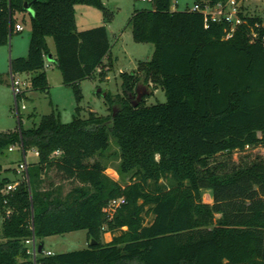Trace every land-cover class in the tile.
<instances>
[{"label": "trees", "instance_id": "obj_1", "mask_svg": "<svg viewBox=\"0 0 264 264\" xmlns=\"http://www.w3.org/2000/svg\"><path fill=\"white\" fill-rule=\"evenodd\" d=\"M151 2L128 25L135 42L155 51L150 61L121 73L122 95L106 94L118 106L110 127L93 111L79 116L81 83L107 80L114 66L106 25L112 13L102 0H0V46L10 43L18 15L31 24L28 55L10 60L11 74H31V91L49 94L52 38L53 62L78 104L70 123L51 113L24 129L19 114L18 128L0 130L1 155L18 147L23 162L29 151L39 153L15 190L7 192L15 182L0 178V264H33L26 240L35 236L44 245L47 237L77 231L87 232L88 248L42 253L37 264H264V157L232 163L234 153L264 147V46L248 35L263 19L248 15L225 40V23L206 28L201 12L173 10L172 0ZM78 4L102 10L105 24L79 31ZM150 81L161 86L166 102L147 106L146 96L135 106L138 89ZM25 100L26 92L16 98ZM111 137L127 182L106 174L101 157ZM220 156L226 160L217 161ZM52 170L76 182L65 197L45 187ZM207 190L213 204L203 200ZM118 199L125 202L112 207ZM105 233L111 242L103 241Z\"/></svg>", "mask_w": 264, "mask_h": 264}, {"label": "rangeland", "instance_id": "obj_2", "mask_svg": "<svg viewBox=\"0 0 264 264\" xmlns=\"http://www.w3.org/2000/svg\"><path fill=\"white\" fill-rule=\"evenodd\" d=\"M103 4L112 13L111 21L106 24L109 30V39L112 45V59L114 66L108 74V79L103 81L99 76L83 81L81 83V91L83 101L80 104L82 118H88L90 111L96 113L98 117L105 118L108 125L112 126V112L118 111V106H112L106 101L104 94L122 95V79L121 73L133 72L138 68L141 62L150 61L155 48L150 43H137L133 39L129 21L136 10L153 8L151 0H102ZM176 2H178L176 6ZM173 8L179 11L194 9L196 7L195 0H172ZM244 11H248L264 17V0H244ZM76 9V21L79 31H84L105 24L104 13L99 8L85 4H78ZM18 23L24 25L22 32H15L11 37L10 43L6 46H0V74L8 78L11 74L10 59L19 57H27L29 44L31 39V24L29 16L18 18ZM52 48L55 44L52 38L49 39ZM50 57H48V60ZM107 64V63H105ZM49 83L51 86L50 93L45 94L35 92L33 100L30 102L22 101L19 104L20 122L24 129L31 128L35 123L39 124L41 117L51 113L60 117L63 123L72 122L74 116L77 115V100L73 89L63 83V77L57 67L47 68ZM143 77V73L140 72ZM24 79L26 77H23ZM3 86L0 84V130H8L19 127V116L16 113L15 100L11 99V95L5 97L2 92ZM102 90L103 95H99L98 91ZM138 98L134 99L136 103H141L146 96L145 104L147 106L157 103L166 102V95L160 85H156L154 81L142 83L138 89ZM140 98V99H139ZM25 107V108H23ZM110 148L103 153L101 157L103 162L108 166L106 174L116 181H129L126 177L122 180L117 170L120 164V148L116 140L111 137ZM257 157H264V147L251 149L244 152L234 153L232 163L236 165H244L255 160ZM22 160V154L19 150L14 152L5 151L0 154V178H9L17 185L24 179V175L19 173L17 168ZM226 157L220 156L217 161H225ZM216 163V161H212ZM231 163V160L230 162ZM6 168V169H5ZM46 177L45 187L54 188L59 191L62 197H65L75 185L74 181L63 179L55 170L49 171ZM205 191L203 200H208L213 195L207 194ZM212 203V202H211ZM152 218L147 216L146 222L150 223ZM3 239L2 221L0 220V241ZM38 240V239H37ZM41 242L40 240H38ZM103 241L109 243L112 241L110 233H105ZM45 250L52 251L54 254L79 251L88 248L89 242L86 231H77L64 235H56L43 239Z\"/></svg>", "mask_w": 264, "mask_h": 264}, {"label": "built area", "instance_id": "obj_3", "mask_svg": "<svg viewBox=\"0 0 264 264\" xmlns=\"http://www.w3.org/2000/svg\"><path fill=\"white\" fill-rule=\"evenodd\" d=\"M149 1V0H142ZM244 0H225L218 2L215 5L205 4L204 6L196 5L193 11L201 12L204 15L205 26L208 28L211 23H225L227 25L226 34L224 36L225 40L231 39L239 27L248 23L246 17L249 15L244 11ZM178 2H176L177 6ZM249 38L252 44L261 43L264 46V21H257L254 24L249 26ZM24 27L21 24H17L15 31L20 32L23 31ZM11 86L15 97V110L19 115V104L16 102V98L22 93H28L32 89V81L31 79H24L20 74H11L10 77ZM25 108V107H23ZM261 136V134L259 133ZM16 147L10 149V151L14 150ZM18 148V147H17ZM36 154L39 153L36 151ZM58 154V153H56ZM28 169V164L24 160L18 165V172L21 174H25ZM17 187L16 183L9 184L7 186V192L15 190ZM125 202L124 199L114 200L111 203L112 207L120 206ZM39 241L35 236L26 240V244L28 245V254L31 255L33 259V264H37V257L40 255L38 253V245ZM43 253L47 256L54 255L52 251L44 250Z\"/></svg>", "mask_w": 264, "mask_h": 264}, {"label": "crops", "instance_id": "obj_4", "mask_svg": "<svg viewBox=\"0 0 264 264\" xmlns=\"http://www.w3.org/2000/svg\"><path fill=\"white\" fill-rule=\"evenodd\" d=\"M173 10H176L175 8H173ZM249 15H254V16H259L257 14H253L251 12H247ZM23 17V15H18L17 18H20V17ZM263 19L264 21V17L263 16H259ZM21 24L23 27L24 25L22 23H19ZM22 32V31H20ZM109 32V30H108ZM50 39V38H49ZM48 39V43H49V46H50V49H51V56H50V59L47 61V66H46V71H47V68H52L53 66L56 67V65L54 64L53 62V59L56 57V49L55 48H52L51 44H50V41ZM111 56H112V52H111ZM12 59V58H11ZM10 59V60H11ZM105 63H107V60H105ZM48 74V72H47ZM20 76L22 77H26L25 79H31L32 75L31 74H20ZM10 77H11V74L8 78H6V82L4 84H2L3 88L2 89V92H4V95L5 97L7 96H10L11 95V99H14L15 100V97H14V93H13V90H12V86H11V80H10ZM48 80H49V77H48ZM35 92L34 90L32 91H29L27 93V100H25L26 102H30L33 100V97L35 95ZM15 129V128H14ZM9 130V129H8ZM1 131H4V130H1ZM18 150V148L16 147L14 150H12V152ZM23 158L25 159V161L27 162V164H34V163H37L39 161V155L36 154V151L35 150H32V151H29L26 155H23ZM21 163V161L19 162V164ZM6 169V168H5ZM206 192H208L207 194H212V191L210 190H207ZM211 199L208 200V204H213L214 203V200H213V197L211 196L210 197ZM212 202V203H211ZM220 216H218L219 218ZM111 235V234H110ZM112 236V235H111Z\"/></svg>", "mask_w": 264, "mask_h": 264}, {"label": "water", "instance_id": "obj_5", "mask_svg": "<svg viewBox=\"0 0 264 264\" xmlns=\"http://www.w3.org/2000/svg\"><path fill=\"white\" fill-rule=\"evenodd\" d=\"M25 8H26L28 11L32 12V9H31V3H27V4L25 5ZM98 93H102V90H99ZM106 94H107V93H106ZM106 94H104V97L106 96ZM102 95H103V93H102ZM139 99H140V98H139ZM137 105H138V103H135V106H137ZM115 114H116V111H115V113H114V116H115ZM92 244H95V242L92 241ZM43 251H44V245H43L42 243H39V245H38V253H39V254H42Z\"/></svg>", "mask_w": 264, "mask_h": 264}]
</instances>
